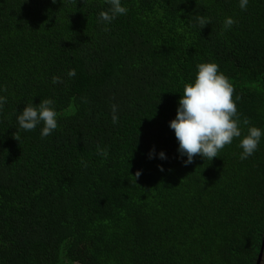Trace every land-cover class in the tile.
Segmentation results:
<instances>
[{
  "label": "trees",
  "instance_id": "1",
  "mask_svg": "<svg viewBox=\"0 0 264 264\" xmlns=\"http://www.w3.org/2000/svg\"><path fill=\"white\" fill-rule=\"evenodd\" d=\"M123 3L105 30L107 0H0V264H256L264 138L247 159L234 138L185 165L169 124L213 61L241 119L264 128V0ZM45 98L59 126L42 138L17 117Z\"/></svg>",
  "mask_w": 264,
  "mask_h": 264
},
{
  "label": "clouds",
  "instance_id": "2",
  "mask_svg": "<svg viewBox=\"0 0 264 264\" xmlns=\"http://www.w3.org/2000/svg\"><path fill=\"white\" fill-rule=\"evenodd\" d=\"M248 3L249 0H239L242 10H246ZM107 4L108 8L101 10L98 14V20L105 25V30L107 25L118 16L126 15L128 12L123 0H107ZM210 22V19L199 18L202 28ZM235 23L234 18L227 17L224 21L225 30L230 29ZM68 75L75 76V69L70 70ZM52 82L59 83L60 77L54 76ZM0 91H6V89H0ZM233 93L234 86L220 71L219 65L213 61L199 63L194 81L184 84L177 115L170 121L169 126L175 132L179 142V158L185 165L191 164L196 155L212 161L226 145L232 144L234 138H241L239 141V147L242 149L239 154L241 160L247 159L258 150L260 141L264 138V128L252 125L247 117L241 119L237 108L240 97L236 96L233 99ZM6 102L7 97L0 95V110ZM57 116L54 100L45 98L39 104L26 105L17 120L19 128L25 131H32L43 124L40 135L44 138L58 128ZM118 121L117 105L113 104L112 122L115 124ZM242 125L247 126L246 135H242ZM16 137L19 139L18 136ZM97 155L106 160L110 152L107 148L97 146ZM158 155L161 159H167L166 152L163 150ZM185 156L187 158L183 159ZM155 157L156 152L153 148L149 158ZM81 163L87 167V162L81 161ZM140 175L141 170H138L135 178Z\"/></svg>",
  "mask_w": 264,
  "mask_h": 264
},
{
  "label": "water",
  "instance_id": "3",
  "mask_svg": "<svg viewBox=\"0 0 264 264\" xmlns=\"http://www.w3.org/2000/svg\"><path fill=\"white\" fill-rule=\"evenodd\" d=\"M263 251H264V239H263L262 246H261V249H260V252H259V255H258L257 264H261V262H262Z\"/></svg>",
  "mask_w": 264,
  "mask_h": 264
},
{
  "label": "rangeland",
  "instance_id": "4",
  "mask_svg": "<svg viewBox=\"0 0 264 264\" xmlns=\"http://www.w3.org/2000/svg\"><path fill=\"white\" fill-rule=\"evenodd\" d=\"M261 264H264V260H263V262Z\"/></svg>",
  "mask_w": 264,
  "mask_h": 264
}]
</instances>
